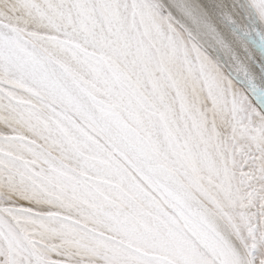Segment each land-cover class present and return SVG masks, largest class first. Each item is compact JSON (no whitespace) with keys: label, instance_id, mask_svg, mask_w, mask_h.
<instances>
[{"label":"snow or ice","instance_id":"1","mask_svg":"<svg viewBox=\"0 0 264 264\" xmlns=\"http://www.w3.org/2000/svg\"><path fill=\"white\" fill-rule=\"evenodd\" d=\"M0 264H264V0H0Z\"/></svg>","mask_w":264,"mask_h":264}]
</instances>
